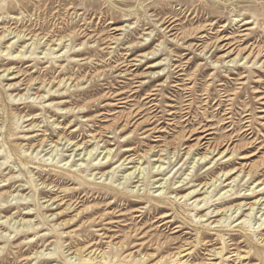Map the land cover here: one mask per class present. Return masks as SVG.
Wrapping results in <instances>:
<instances>
[{
  "label": "rangeland",
  "instance_id": "obj_1",
  "mask_svg": "<svg viewBox=\"0 0 264 264\" xmlns=\"http://www.w3.org/2000/svg\"><path fill=\"white\" fill-rule=\"evenodd\" d=\"M263 97L264 0H0V264H264Z\"/></svg>",
  "mask_w": 264,
  "mask_h": 264
},
{
  "label": "bare ground",
  "instance_id": "obj_2",
  "mask_svg": "<svg viewBox=\"0 0 264 264\" xmlns=\"http://www.w3.org/2000/svg\"><path fill=\"white\" fill-rule=\"evenodd\" d=\"M168 26L167 27H175L174 26V21H172V22H168V24H167ZM227 39H229V38H224V39H222V40H227ZM236 58H238L237 56H236ZM262 99H264V97L262 98ZM263 104H264V102H263ZM262 111H264V109L262 110ZM260 117H262V118H264V115H261ZM211 134V132H207V133H205V135H203L202 136V139H209V136L208 135H210ZM207 141H209V140H205V142H207ZM92 153V151H90L89 152V154H91ZM105 167V166H104ZM245 223V222H244ZM213 252V251H212ZM219 252V251H218ZM217 252V253H218ZM212 254V253H211ZM237 254V253H236ZM178 257V256H177ZM238 257H239V255H238ZM237 257V258H238ZM179 258V257H178ZM183 258V257H182ZM211 258V257H210ZM106 261V260H105ZM185 261V260H184ZM186 262V261H185ZM209 264V263H208ZM248 264V263H247Z\"/></svg>",
  "mask_w": 264,
  "mask_h": 264
}]
</instances>
